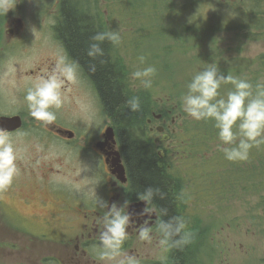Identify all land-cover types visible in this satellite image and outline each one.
Returning <instances> with one entry per match:
<instances>
[{
  "label": "flooded vegetation",
  "instance_id": "flooded-vegetation-1",
  "mask_svg": "<svg viewBox=\"0 0 264 264\" xmlns=\"http://www.w3.org/2000/svg\"><path fill=\"white\" fill-rule=\"evenodd\" d=\"M38 2L0 0V131L11 137L20 157L17 161L19 175L7 189H0V250L5 253L8 241H11L15 247L13 251L28 261L25 264H104L101 261L104 249L100 243L102 226L97 221L107 209L100 207V202L122 205L127 201L125 210L131 213L132 221L120 259L131 255L140 264H173L171 240L162 244V234L157 227L164 220L163 213L152 200L146 205L137 198L117 121L105 110L101 93L89 72L69 51L62 34L66 17L60 12V1L59 16L49 21H52V41L61 54L48 57L44 63L46 66L40 63L20 72L23 78H16L20 81L16 84L5 76L9 52L13 48L33 50L41 28L46 26ZM82 15L90 20L95 34L108 31V13L91 14L89 19ZM106 43L110 45L112 63L121 69L117 46L107 40ZM61 59L78 66L76 76L83 80L92 97L96 99L97 96L103 110L98 126L86 122L91 126L83 128L80 122L74 124L75 120L68 113L58 109H52L57 118L51 123L31 116L25 97L35 85L33 80L47 77ZM123 79L126 91L135 94L134 86L129 88L127 77L123 76ZM70 87L71 82L65 80L61 93H66ZM142 95L147 99L151 97L150 94ZM159 97L153 98L155 106L146 110L141 122V128L145 125L143 132L146 137L141 136L140 139L151 151L154 150L157 166L168 176L173 187L177 214L185 219L187 203L181 199L183 180L172 172L175 160L171 156L175 153L188 156L191 143L182 127L183 111H179L178 105L159 106L158 102L166 101ZM2 118L6 119L2 121ZM17 124L20 125L16 127ZM69 160L93 161L91 177L96 187L94 190L72 191V163ZM214 170L211 163L204 173L210 175ZM213 180L208 178L206 185ZM36 199L39 209L31 210ZM211 199L214 203L215 197L211 196ZM146 206L158 215H144ZM145 224L152 229L150 240L139 238V230ZM56 229L59 232H55ZM200 232L203 237L206 235L205 229ZM8 234L12 237L9 238Z\"/></svg>",
  "mask_w": 264,
  "mask_h": 264
},
{
  "label": "rangeland",
  "instance_id": "rangeland-1",
  "mask_svg": "<svg viewBox=\"0 0 264 264\" xmlns=\"http://www.w3.org/2000/svg\"><path fill=\"white\" fill-rule=\"evenodd\" d=\"M63 0H39L40 12L45 16L46 26L38 34V43L33 50L13 48L8 54L5 76L14 84L20 82L16 78L23 76L20 72L34 68L38 64L46 66L48 57L60 55V49L52 41L51 23L59 16L58 4ZM233 3L239 0H221ZM247 4L250 0H241ZM80 13L86 18L97 13H108V31H118L121 37L116 44L121 64L120 74L127 77L129 88L134 86L135 93L149 98L162 96L166 101L160 105L173 107L181 102L179 94L187 88L189 80L201 71L205 65L204 55H213L208 64H214L218 70L224 67L228 75L246 80L264 82V71L258 58L264 54V30L257 34L251 29L239 27L238 10L220 6L216 0H71ZM160 2L159 5H156ZM259 9L264 12V0H255ZM172 9V11H170ZM161 11H164L161 13ZM64 13V12H63ZM190 26H188V25ZM186 26L187 30H184ZM174 35L179 39L174 38ZM217 47L220 57L215 56ZM144 56V63L139 57ZM240 72H231L235 63ZM246 62V67L240 68ZM153 65L157 69L152 77L150 88H144L141 82L132 76L138 68ZM120 68L119 66H117ZM41 72V71H40ZM245 73V75H244ZM122 76V75H121ZM131 78V81L129 80ZM39 79L33 80L36 84ZM66 93H61L63 104L58 110L68 113L74 124L79 123L88 129L92 123L98 126L102 120V106L90 95L83 80L76 76ZM185 83V86L183 85ZM125 87V86H124ZM233 86L230 84L229 89ZM71 90V91H69ZM126 90V88H125ZM167 98L169 100H167ZM182 127L190 126L195 120L183 110ZM186 122V123H185ZM145 125L137 132V136L146 137L143 132ZM191 127V126H190ZM77 131H80L76 128ZM189 140V135L186 134ZM198 145L192 143L188 156L175 153L172 172L183 181L181 199L187 222L186 231L191 233L193 240L190 249L194 253L195 264H264V207L262 191L259 189L260 177L256 173L236 171L231 164L236 161L224 160L223 157L211 152L203 155L198 152ZM216 150V149H215ZM178 160V161H177ZM72 163L71 188L94 190L91 177L92 160H69ZM245 162L246 160H237ZM210 163V164H209ZM215 168L210 175L204 173L207 168ZM234 175H243L237 194L224 191L223 185ZM214 178L206 185L208 178ZM211 196L215 197V205ZM37 202V205L35 204ZM31 210H38V200ZM202 220H205L202 223ZM228 224V225H227ZM205 229L203 237L200 230ZM191 230V231H189ZM55 232H59L58 229ZM11 238L12 235L8 234ZM4 253L0 250V264H25L11 241ZM120 257L103 258L104 264H118Z\"/></svg>",
  "mask_w": 264,
  "mask_h": 264
},
{
  "label": "clouds",
  "instance_id": "clouds-1",
  "mask_svg": "<svg viewBox=\"0 0 264 264\" xmlns=\"http://www.w3.org/2000/svg\"><path fill=\"white\" fill-rule=\"evenodd\" d=\"M9 10V9H8ZM93 43L89 45L87 54L90 57H103L101 44L109 41L113 45L119 44L121 37L118 31L97 32L91 37ZM144 63L145 57H139ZM78 66L65 63L63 59L57 62L52 72L41 78L33 88L29 89L25 99L30 114L40 121L51 123L56 120V113L52 109H59L63 104L61 88L65 80L76 79ZM95 71V66H92ZM157 69L153 65L138 68L132 76L139 80L144 88L152 86V77ZM222 84H231L233 90L226 98L220 95ZM183 110L195 120H214L218 129V137L225 147L221 150L229 161L246 160L250 149L264 143V84H257L255 92L253 85L246 79L232 75H224L214 64L197 72L187 84V91L181 97ZM132 111L139 110L141 103L139 96H132L127 100ZM235 129V130H234ZM238 141V142H237ZM19 150L15 147L11 137L0 131V189H7L19 175L17 161ZM155 195L152 188L138 193L137 198L149 204ZM100 207L107 209L97 221L102 226L100 243L104 251L101 258L115 259L121 255L122 246L128 238V231L132 217L125 209L128 202L111 205L101 201ZM144 215H158L154 209L146 206ZM165 215L167 213L165 212ZM187 222L182 216H172L160 221L157 225L162 234L161 243L170 240L176 245L190 242L191 233L186 231ZM152 229L145 224L139 230L141 240L151 239ZM118 264H140L135 256L120 259Z\"/></svg>",
  "mask_w": 264,
  "mask_h": 264
},
{
  "label": "trees",
  "instance_id": "trees-1",
  "mask_svg": "<svg viewBox=\"0 0 264 264\" xmlns=\"http://www.w3.org/2000/svg\"><path fill=\"white\" fill-rule=\"evenodd\" d=\"M216 2L220 6L229 5L227 7L238 10L237 14L240 15L238 22L239 27L251 29L250 33L252 34H257L259 30H264V12L259 9V3H255V0L247 1V4L241 0L232 1L233 3L223 2L221 0H216ZM64 3L63 12L66 18L62 34L67 40L68 48L72 56L81 63L87 72H89L97 85L103 99L105 110L109 114H112L117 121L116 125L118 126V132L131 173L133 182L132 188L137 194L144 192L148 188L154 189L155 195L152 202L158 205L163 213L164 220L172 216H178V209H176L177 200L168 176L157 166L154 150L151 151L149 146L146 145L144 141L142 142L137 136V132L141 130V122L144 120L146 110L155 106L154 101L152 100L151 102L150 99L144 98L143 95L140 96L136 93H129L125 90L123 75L122 73L120 74V68L112 63L110 45L106 43V41L101 44L104 50L103 57L93 58L88 56L87 51L89 45L93 43L91 37L95 35V32L90 27V20L85 19L82 13L77 9L76 4L72 3L71 0H64ZM159 4L160 2L156 3V5ZM170 11H172V9ZM163 12L164 11H161V13ZM184 30H187L186 26H184ZM174 38L179 39V37L175 35ZM217 50L215 56L220 57L218 47ZM212 56L213 55H209L207 58L204 55L205 61L203 63L205 65L201 68V71L208 67L206 64L209 63ZM258 62L261 69L264 71V54L258 58ZM121 64H123L122 61ZM238 64L239 62L234 64L231 68V72L233 71L236 74L240 72L239 68L236 67ZM93 65L95 66V71L92 70ZM245 67L246 62L240 66V68ZM246 68H248V66ZM219 71L226 76L229 74L224 70V67H220ZM190 81L191 80H189V82ZM248 81L253 85V91L255 92L256 85L259 81ZM259 84H264V82ZM183 85L185 86V83ZM229 86L230 84L221 85L219 89L221 96L226 98L227 93L233 90V88L229 89ZM186 91L187 88H184L179 95L183 96ZM132 96H139L140 98L141 106L137 111H132L127 104V100ZM181 104L182 103L179 102L178 106ZM189 125L191 127H184L186 134L189 135V140L192 143L198 145L199 153L205 156L212 152L223 157L224 160H227L221 150L225 145L219 140L218 129L215 127L214 120H193ZM231 167H235L236 171L241 172L242 170L244 173L246 172L247 175L256 173V175L261 178L259 189L263 192L262 205L264 207V143H260L259 145L254 144L249 151L246 165L243 162L236 161L231 164ZM240 184L241 176H233L224 184L223 191L229 186L231 194H237ZM165 212L167 215H165ZM174 239L177 238H173V240ZM173 240H171L173 264H195L190 249V242L183 245H176Z\"/></svg>",
  "mask_w": 264,
  "mask_h": 264
},
{
  "label": "water",
  "instance_id": "water-1",
  "mask_svg": "<svg viewBox=\"0 0 264 264\" xmlns=\"http://www.w3.org/2000/svg\"><path fill=\"white\" fill-rule=\"evenodd\" d=\"M5 119H6V118H2L1 120L4 121ZM19 125H20V124H17L16 127L19 126ZM70 135H72V133H71Z\"/></svg>",
  "mask_w": 264,
  "mask_h": 264
}]
</instances>
